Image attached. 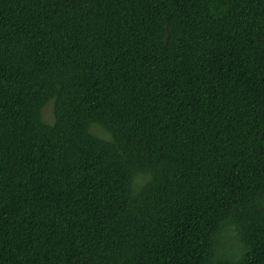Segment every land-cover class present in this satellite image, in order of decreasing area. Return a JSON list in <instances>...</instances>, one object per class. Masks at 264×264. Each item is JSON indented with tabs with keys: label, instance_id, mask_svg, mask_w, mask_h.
Instances as JSON below:
<instances>
[{
	"label": "trees",
	"instance_id": "obj_1",
	"mask_svg": "<svg viewBox=\"0 0 264 264\" xmlns=\"http://www.w3.org/2000/svg\"><path fill=\"white\" fill-rule=\"evenodd\" d=\"M0 264H264V0H0Z\"/></svg>",
	"mask_w": 264,
	"mask_h": 264
},
{
	"label": "rangeland",
	"instance_id": "obj_2",
	"mask_svg": "<svg viewBox=\"0 0 264 264\" xmlns=\"http://www.w3.org/2000/svg\"><path fill=\"white\" fill-rule=\"evenodd\" d=\"M42 117L47 122H51L52 121L51 102L43 107V109H42ZM91 130H92V132H94V133H96V134H98V135H100L102 137L106 136L105 133L100 128H98L97 126H92ZM231 234L233 236V232Z\"/></svg>",
	"mask_w": 264,
	"mask_h": 264
}]
</instances>
